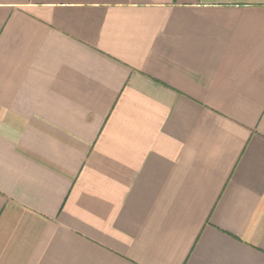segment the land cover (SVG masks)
<instances>
[{
	"label": "crops",
	"instance_id": "obj_1",
	"mask_svg": "<svg viewBox=\"0 0 264 264\" xmlns=\"http://www.w3.org/2000/svg\"><path fill=\"white\" fill-rule=\"evenodd\" d=\"M0 264H264V0H0Z\"/></svg>",
	"mask_w": 264,
	"mask_h": 264
}]
</instances>
